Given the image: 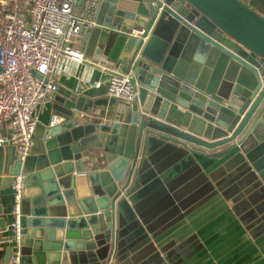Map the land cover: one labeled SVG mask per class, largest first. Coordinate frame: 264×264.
I'll list each match as a JSON object with an SVG mask.
<instances>
[{"label": "water", "instance_id": "obj_1", "mask_svg": "<svg viewBox=\"0 0 264 264\" xmlns=\"http://www.w3.org/2000/svg\"><path fill=\"white\" fill-rule=\"evenodd\" d=\"M160 5L143 11L128 0H100L85 41L87 56L101 53L100 45H118L117 62L137 84L134 101L55 95L61 120L36 123L23 161L13 146H0V192L20 171L26 175L20 254L38 264L180 262L182 253L168 255L169 244L157 245L160 231L148 224L161 213V201L173 202L158 171L164 154L165 161L183 156L197 169L196 155H229L216 168L223 179L198 172L185 190L201 184V195L206 187L216 193L215 184L220 191L243 182L258 186L257 223L264 230V0ZM190 209L177 210V218ZM143 226L139 243L130 232ZM11 252L7 246L2 264Z\"/></svg>", "mask_w": 264, "mask_h": 264}, {"label": "crops", "instance_id": "obj_2", "mask_svg": "<svg viewBox=\"0 0 264 264\" xmlns=\"http://www.w3.org/2000/svg\"><path fill=\"white\" fill-rule=\"evenodd\" d=\"M128 2L143 11L150 6V0H128ZM85 43L81 39H76L74 47L84 53ZM100 48L101 53L94 52L92 56L84 54L86 59L106 57L112 63L118 64V59L123 57L116 44L100 45ZM53 79L62 90L56 92L52 98H48L41 106L37 116V123L41 125L49 124L52 115L61 118L63 105L54 98L55 95L65 97L70 91L88 98L106 96V74L93 68L88 61L77 64L61 60L53 72ZM93 80L100 81V86L90 85ZM166 156L169 154H164L158 159V164H161L158 165V171L173 189L171 198L173 202L166 199L165 207L161 201V213L148 223L154 232L160 231L156 244H169L166 249L170 252L168 255L182 253L181 261L177 264H264V230L259 229V223H257L261 217L260 209L257 208L261 202V197L256 194L259 191L258 186L243 182L240 186H228V188L226 186V189L222 188L223 191H220L221 188L218 189L216 184L213 185L215 181H209L214 186L213 189L217 191L216 193H212L213 190L206 187V191L200 195V192L205 189L201 184L194 185V190L187 191L186 183L189 180L193 182L198 172L207 177L214 172L213 177L216 181L223 179L225 176H220L222 174L219 175L220 172L216 168L229 155L219 159L196 155L199 169L189 160L182 161L183 156L165 161ZM12 193L11 186L0 192V216L5 218V230L0 229V264H2L5 248L12 247L8 240L11 235L8 224L11 220ZM176 195L179 202H186L185 208L191 207L187 214L180 218H177V210L182 213L185 208L176 207ZM143 227L144 229H139L136 234L135 230L130 229V234L133 235L130 237L137 238L139 243L143 241L141 234H144V230L147 229L146 226ZM20 264L38 263L31 255L21 254ZM41 264H59V262Z\"/></svg>", "mask_w": 264, "mask_h": 264}, {"label": "built area", "instance_id": "obj_3", "mask_svg": "<svg viewBox=\"0 0 264 264\" xmlns=\"http://www.w3.org/2000/svg\"><path fill=\"white\" fill-rule=\"evenodd\" d=\"M162 2L150 0V5L160 10ZM98 4L99 0H0V146H13L19 161L31 150L41 106L58 90L53 72L61 60L88 61L104 72L107 96L125 102L137 98V84L130 73L106 57L87 60L74 47L76 39L86 41L95 25ZM100 84L90 82L93 87ZM60 120L52 115L49 124ZM25 178L21 171L12 177L8 224L12 252L7 264H20Z\"/></svg>", "mask_w": 264, "mask_h": 264}, {"label": "trees", "instance_id": "obj_4", "mask_svg": "<svg viewBox=\"0 0 264 264\" xmlns=\"http://www.w3.org/2000/svg\"><path fill=\"white\" fill-rule=\"evenodd\" d=\"M0 259H1V252H0Z\"/></svg>", "mask_w": 264, "mask_h": 264}]
</instances>
